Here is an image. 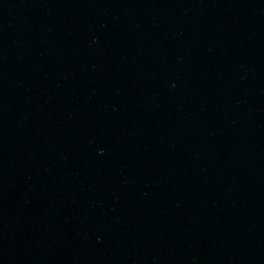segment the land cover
Masks as SVG:
<instances>
[{
    "label": "water",
    "instance_id": "obj_1",
    "mask_svg": "<svg viewBox=\"0 0 264 264\" xmlns=\"http://www.w3.org/2000/svg\"><path fill=\"white\" fill-rule=\"evenodd\" d=\"M0 264H264V0H0Z\"/></svg>",
    "mask_w": 264,
    "mask_h": 264
}]
</instances>
